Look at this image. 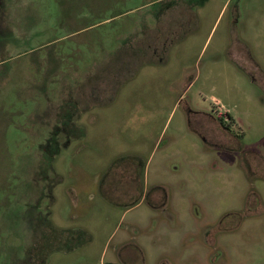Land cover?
<instances>
[{
	"label": "rangeland",
	"instance_id": "374dc122",
	"mask_svg": "<svg viewBox=\"0 0 264 264\" xmlns=\"http://www.w3.org/2000/svg\"><path fill=\"white\" fill-rule=\"evenodd\" d=\"M108 263L264 264V0H0V264Z\"/></svg>",
	"mask_w": 264,
	"mask_h": 264
},
{
	"label": "trees",
	"instance_id": "16d2710c",
	"mask_svg": "<svg viewBox=\"0 0 264 264\" xmlns=\"http://www.w3.org/2000/svg\"><path fill=\"white\" fill-rule=\"evenodd\" d=\"M219 122L221 123V125H223L222 124V119H219ZM223 127H224V129L229 131V128L227 126H223ZM131 164H133V163H131ZM116 166H119V165H116ZM121 183H122L121 180L119 181L118 179L116 180V185H112V184H114V180L113 179L111 181H109V182L105 181L103 183V187H102V190H101V194H102V196H104V199L110 204H114L116 206L119 205L117 207H122V206H120V203L117 202L116 198L110 196L109 190L117 188V186H119V184H121ZM43 251H44V255L48 256L49 253H47V249L44 248ZM108 264H118V263H108Z\"/></svg>",
	"mask_w": 264,
	"mask_h": 264
}]
</instances>
